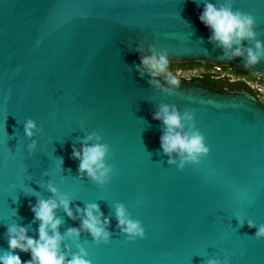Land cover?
I'll list each match as a JSON object with an SVG mask.
<instances>
[{
  "label": "water",
  "instance_id": "water-1",
  "mask_svg": "<svg viewBox=\"0 0 264 264\" xmlns=\"http://www.w3.org/2000/svg\"><path fill=\"white\" fill-rule=\"evenodd\" d=\"M203 2L0 0V248L7 247L8 224L37 235L30 203L36 192L52 196L46 185L54 181L74 210L95 202L111 217L110 243L97 245L86 231L79 237L93 264H206L208 257L223 264L225 250L234 253L230 264H264V239L246 223H264V103L246 89L199 79L163 91L139 67L136 46L147 52L155 45L168 50L170 65L202 63L264 78V60L254 66L226 60L208 42L209 29L198 19ZM234 8L254 15L264 41V0H235ZM160 104L194 110L210 147L199 164L181 170L168 163L163 125L152 117ZM29 118L40 129L32 154L23 130ZM93 131L109 144L114 166L103 186L81 176L71 157L72 145ZM116 202L142 221L145 238L126 240ZM58 214L62 233L79 226L62 208Z\"/></svg>",
  "mask_w": 264,
  "mask_h": 264
},
{
  "label": "clouds",
  "instance_id": "clouds-1",
  "mask_svg": "<svg viewBox=\"0 0 264 264\" xmlns=\"http://www.w3.org/2000/svg\"><path fill=\"white\" fill-rule=\"evenodd\" d=\"M198 19L209 29L208 42L221 49L224 59L240 57L245 66H254L264 60V41L257 36L256 19L251 13L235 9L234 0H220L218 3L204 0ZM136 51L140 54L139 67L147 71L152 85L167 92L180 88L177 76L169 71L167 49L157 50L155 45H149L145 52L143 45L138 44ZM152 117L163 125L160 147L168 156L169 164H175L182 170L188 164H199L210 153L204 134L196 127L194 110L181 112L174 104H160ZM23 130L24 135L32 140L26 145L28 153L32 154L37 149V143L32 138L40 131L39 126L29 118L24 122ZM103 141L101 133L93 131L82 138L79 146L72 145L71 152V157L79 161L78 173L101 186L109 183L114 168L107 162L110 146ZM62 166L63 158L60 157L57 171H62ZM46 187L52 196L46 198L36 192L35 204L30 203L33 222H38L37 235H29V227L24 224L6 225L7 247L0 248V264H93L88 249L78 242L79 237L86 231L95 244L110 243L112 234L108 225L111 217L105 216L95 202L86 203L83 208L76 205L74 210L69 194L61 192L54 181H50ZM113 207L117 228L127 241L145 238L142 221L134 219L125 204L116 202ZM61 208L68 217L80 220L78 227H70L63 233L60 231L63 217L58 210ZM240 223L244 226L245 221L241 220ZM246 223L249 228L255 229L254 237L257 240L264 239V223L257 225L252 219ZM67 240L73 241L77 251H72L65 242ZM20 253H28L30 258L22 260ZM232 255L231 250H225L223 264H230L228 257ZM206 264L222 262L208 257Z\"/></svg>",
  "mask_w": 264,
  "mask_h": 264
},
{
  "label": "flooded vegetation",
  "instance_id": "flooded-vegetation-1",
  "mask_svg": "<svg viewBox=\"0 0 264 264\" xmlns=\"http://www.w3.org/2000/svg\"><path fill=\"white\" fill-rule=\"evenodd\" d=\"M196 67H200L203 68L202 71H206L208 73H210L213 77L215 78H225L228 77L230 80L232 81H244L246 83L245 87H218V86H214L211 85L215 88H221L224 90H228V89H238V90H242V89H246L248 91H250L253 95H255L261 102L264 103V78L261 77H256L253 76L247 72H240V70H236V69H231V68H216V67H209V68H204L202 66H196ZM217 69H222L221 71H217ZM235 70V71H234ZM238 71V72H237ZM176 73V72H175ZM177 79L179 81H185L188 79H192L190 76H183V75H177ZM184 77H186V79H184ZM195 79H199L201 81H203L205 84H207L204 80H202L201 78H195ZM192 79V80H195Z\"/></svg>",
  "mask_w": 264,
  "mask_h": 264
},
{
  "label": "trees",
  "instance_id": "trees-1",
  "mask_svg": "<svg viewBox=\"0 0 264 264\" xmlns=\"http://www.w3.org/2000/svg\"><path fill=\"white\" fill-rule=\"evenodd\" d=\"M169 66H171L172 68L176 67V66H180V67H182L184 69H189V70L193 69L195 66H202L204 68L212 67V66L204 65L202 63H188V64H182V65H169ZM240 72H243V71H240ZM173 74L176 75L175 72ZM190 77L192 79L201 78L207 84H211V85L218 86V87H230V88L238 87V88H241V87H245L246 86V83L244 81H232L228 77L215 78L210 73H208V72H206L204 70L201 71L198 74H193ZM184 79H186V77H184Z\"/></svg>",
  "mask_w": 264,
  "mask_h": 264
},
{
  "label": "rangeland",
  "instance_id": "rangeland-1",
  "mask_svg": "<svg viewBox=\"0 0 264 264\" xmlns=\"http://www.w3.org/2000/svg\"><path fill=\"white\" fill-rule=\"evenodd\" d=\"M203 68H200V67H194L193 69L189 70V69H184L180 66H176V67H171L169 66V71L174 73L176 72L177 75H183V76H191L193 74H198L202 71ZM217 71H221L222 72V69H217Z\"/></svg>",
  "mask_w": 264,
  "mask_h": 264
},
{
  "label": "snow or ice",
  "instance_id": "snow-or-ice-1",
  "mask_svg": "<svg viewBox=\"0 0 264 264\" xmlns=\"http://www.w3.org/2000/svg\"><path fill=\"white\" fill-rule=\"evenodd\" d=\"M234 4H235V0H234ZM256 27H259V22L257 20H256Z\"/></svg>",
  "mask_w": 264,
  "mask_h": 264
}]
</instances>
